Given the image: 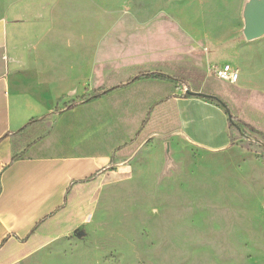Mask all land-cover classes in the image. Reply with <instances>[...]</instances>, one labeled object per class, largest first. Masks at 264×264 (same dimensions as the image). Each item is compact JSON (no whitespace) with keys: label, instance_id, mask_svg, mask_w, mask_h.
<instances>
[{"label":"rangeland","instance_id":"1","mask_svg":"<svg viewBox=\"0 0 264 264\" xmlns=\"http://www.w3.org/2000/svg\"><path fill=\"white\" fill-rule=\"evenodd\" d=\"M248 1L0 0V19L14 25V86L43 97L61 86L60 67L78 66L82 77L91 69L92 83L106 90L148 70L171 71L179 86L190 88L188 77L201 69L195 55L174 64L154 54L230 53L246 39ZM205 86L228 102H243L225 81L213 77ZM121 98L90 101L120 112ZM127 106L129 142L149 113ZM156 112L125 148L121 172L102 183L84 228L26 264H264V136L240 130L222 151L182 137L148 138L167 125ZM263 118L252 121L262 133Z\"/></svg>","mask_w":264,"mask_h":264},{"label":"crops","instance_id":"2","mask_svg":"<svg viewBox=\"0 0 264 264\" xmlns=\"http://www.w3.org/2000/svg\"><path fill=\"white\" fill-rule=\"evenodd\" d=\"M13 30L11 22L0 19V264H26L50 245L84 228L102 183L121 172L125 148L141 136L159 108L167 117V125L152 130L148 138L182 137L209 151L229 148L240 130L231 126L226 107L187 95L189 91L209 93L225 104L231 101L232 115L256 129L252 122L255 115L264 117V107L260 105H264L262 38L244 39L225 55L197 49L193 55L182 57L173 51L158 50L156 58L174 64L191 61L195 55L201 69L188 77L190 88L183 89L171 79L141 78L129 82L140 71L111 86L120 85L118 89L99 97L119 93V112L102 110L90 100L80 102L82 96L102 87L92 83L91 69L82 77L78 66L60 67L61 86L51 88L43 97L18 92L10 74ZM226 62L240 70L238 83H225L233 88L231 96L243 100L241 106L235 99L228 102L226 96L206 89L207 79L221 81L211 67ZM171 73L174 77L171 71L167 74ZM165 84L172 85V89L168 90ZM134 104L142 105L149 114L136 137L126 142L127 115L123 112L127 105Z\"/></svg>","mask_w":264,"mask_h":264},{"label":"trees","instance_id":"3","mask_svg":"<svg viewBox=\"0 0 264 264\" xmlns=\"http://www.w3.org/2000/svg\"><path fill=\"white\" fill-rule=\"evenodd\" d=\"M141 78H155V79H162V80H166V79L176 80L172 76H170V75H168L166 73H162V72H142L139 75L131 78V80L129 82H133V81L139 80ZM119 87H120V85L119 86H114V87H112L110 89H107V90L103 89V88L96 89V90H94L92 92V94L82 96L80 98V102H86V101L91 100V99L99 98V97H101L103 95L108 94L109 92H112V91L118 89ZM187 95H192V94L187 93ZM193 95L204 97V98H207V99L212 100V101H216V102L224 105L225 107H228L227 104H225L220 98H218L216 96L205 95V94H201V93L193 94ZM228 113L230 115V123H231L232 127L235 126L239 130H242V131H244L245 129H249L251 132H255V133H258V134L264 136V133H262L261 131L256 129L254 126L246 123L245 121L239 119L238 117H234L230 111ZM121 148L122 147H120L118 150H121Z\"/></svg>","mask_w":264,"mask_h":264},{"label":"water","instance_id":"4","mask_svg":"<svg viewBox=\"0 0 264 264\" xmlns=\"http://www.w3.org/2000/svg\"><path fill=\"white\" fill-rule=\"evenodd\" d=\"M244 36L253 41L264 36V0H249L244 7ZM190 94H198L189 91ZM229 112L228 108L226 107Z\"/></svg>","mask_w":264,"mask_h":264},{"label":"built area","instance_id":"5","mask_svg":"<svg viewBox=\"0 0 264 264\" xmlns=\"http://www.w3.org/2000/svg\"><path fill=\"white\" fill-rule=\"evenodd\" d=\"M211 72L223 81L235 84L240 79V70L232 63L226 62L211 67Z\"/></svg>","mask_w":264,"mask_h":264}]
</instances>
